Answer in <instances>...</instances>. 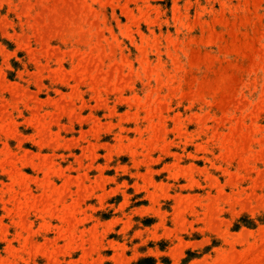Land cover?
Here are the masks:
<instances>
[{
    "label": "rangeland",
    "instance_id": "374dc122",
    "mask_svg": "<svg viewBox=\"0 0 264 264\" xmlns=\"http://www.w3.org/2000/svg\"><path fill=\"white\" fill-rule=\"evenodd\" d=\"M0 264H264V0H0Z\"/></svg>",
    "mask_w": 264,
    "mask_h": 264
}]
</instances>
